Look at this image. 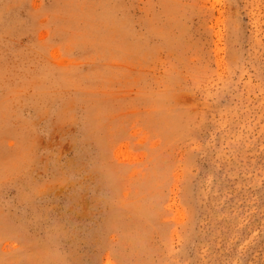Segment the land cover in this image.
Listing matches in <instances>:
<instances>
[{"label": "rangeland", "instance_id": "rangeland-1", "mask_svg": "<svg viewBox=\"0 0 264 264\" xmlns=\"http://www.w3.org/2000/svg\"><path fill=\"white\" fill-rule=\"evenodd\" d=\"M0 264H264V0H0Z\"/></svg>", "mask_w": 264, "mask_h": 264}]
</instances>
